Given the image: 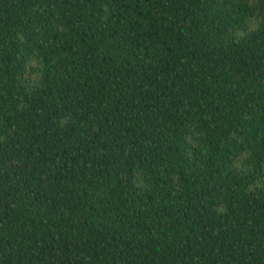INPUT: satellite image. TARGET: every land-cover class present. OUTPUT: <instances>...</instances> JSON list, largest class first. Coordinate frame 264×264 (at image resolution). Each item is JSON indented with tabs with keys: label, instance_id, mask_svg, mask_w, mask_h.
<instances>
[{
	"label": "trees",
	"instance_id": "obj_1",
	"mask_svg": "<svg viewBox=\"0 0 264 264\" xmlns=\"http://www.w3.org/2000/svg\"><path fill=\"white\" fill-rule=\"evenodd\" d=\"M0 264H264V0H0Z\"/></svg>",
	"mask_w": 264,
	"mask_h": 264
}]
</instances>
